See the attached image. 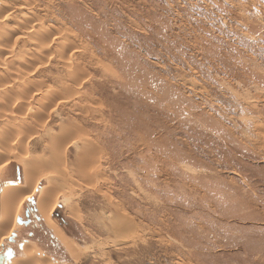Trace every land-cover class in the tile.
Instances as JSON below:
<instances>
[{
  "label": "rangeland",
  "instance_id": "obj_1",
  "mask_svg": "<svg viewBox=\"0 0 264 264\" xmlns=\"http://www.w3.org/2000/svg\"><path fill=\"white\" fill-rule=\"evenodd\" d=\"M14 231L12 264H264V0H0Z\"/></svg>",
  "mask_w": 264,
  "mask_h": 264
},
{
  "label": "flooded vegetation",
  "instance_id": "obj_2",
  "mask_svg": "<svg viewBox=\"0 0 264 264\" xmlns=\"http://www.w3.org/2000/svg\"><path fill=\"white\" fill-rule=\"evenodd\" d=\"M42 216L39 214L36 200H29L23 207V215L20 218L19 225H23L25 227H29L28 230L29 236L32 237L34 233V229L43 230V232L47 233L49 235L48 242L56 243L54 240V235L48 231V227L43 224ZM27 245V243H23L18 238V232L14 231L10 235V239L6 242L5 246L9 247V250L14 255V247H18L20 249L24 248V246Z\"/></svg>",
  "mask_w": 264,
  "mask_h": 264
},
{
  "label": "bare ground",
  "instance_id": "obj_3",
  "mask_svg": "<svg viewBox=\"0 0 264 264\" xmlns=\"http://www.w3.org/2000/svg\"><path fill=\"white\" fill-rule=\"evenodd\" d=\"M25 177H26V176H25ZM30 185H31V186H29V188H27V189L23 192L24 194L21 193V198H20V203H19V205L21 204L23 198H28V197L33 193V190L35 189V186H36V181H33ZM8 187H9V186H8ZM8 187H4L5 189L3 190V192H2V196H1V197H3V199H4V198H5V199H8L9 196H10V190H8V189H9ZM3 199H2V200H3ZM5 199H4V200H5ZM43 202H46V203H47V199L45 198L43 201L40 199V201L37 203V204H38V210H39L40 213H42V215H43V216H42L43 219H44L48 224H52L53 222H52L51 218L49 217V211H50L51 207H50V205H49L47 208L44 207ZM8 234H9V233H8ZM8 234L5 235L4 238L9 237ZM24 254L27 255L28 252L25 251Z\"/></svg>",
  "mask_w": 264,
  "mask_h": 264
},
{
  "label": "water",
  "instance_id": "obj_4",
  "mask_svg": "<svg viewBox=\"0 0 264 264\" xmlns=\"http://www.w3.org/2000/svg\"><path fill=\"white\" fill-rule=\"evenodd\" d=\"M17 223H20V217L17 218ZM9 239L10 237L6 240V242ZM5 244L0 247V264H12L14 256L9 250V247H6Z\"/></svg>",
  "mask_w": 264,
  "mask_h": 264
}]
</instances>
